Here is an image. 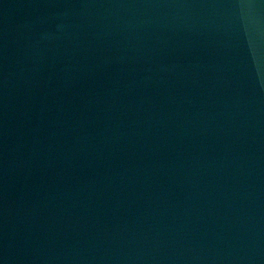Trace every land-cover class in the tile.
I'll use <instances>...</instances> for the list:
<instances>
[{"label": "water", "instance_id": "water-1", "mask_svg": "<svg viewBox=\"0 0 264 264\" xmlns=\"http://www.w3.org/2000/svg\"><path fill=\"white\" fill-rule=\"evenodd\" d=\"M0 264H264V0H0Z\"/></svg>", "mask_w": 264, "mask_h": 264}]
</instances>
